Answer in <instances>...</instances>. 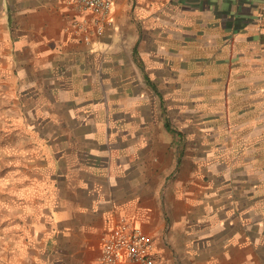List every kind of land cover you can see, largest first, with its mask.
Wrapping results in <instances>:
<instances>
[{
	"label": "crops",
	"instance_id": "obj_1",
	"mask_svg": "<svg viewBox=\"0 0 264 264\" xmlns=\"http://www.w3.org/2000/svg\"><path fill=\"white\" fill-rule=\"evenodd\" d=\"M76 15L73 0H0V113L20 117L19 87L24 81L38 97L61 92L71 103L67 121L62 115L56 123L45 119V125H57L68 137L60 141V153L52 152V140L44 141L45 151L35 156L40 165L33 170L40 182L20 189L24 199L13 198L19 215L14 209L3 228V264H97L103 236L123 216L157 236V264H264V221H255L253 212L258 205L253 202L246 217L233 201L210 202L218 191L214 176L222 179L220 190L229 198L245 184L232 180L236 171L257 179L248 194L260 193L264 120L211 123L224 137L211 141L205 154L210 169L202 174L193 170L188 190L175 191L167 214L163 205V218L154 200L138 202L137 195L123 188L132 153L115 154L110 134L102 138L101 132L128 123H118L123 113L116 106L106 107L108 116L102 120L100 101L95 102V92L101 95L103 63L138 66L144 80L152 83L147 67L156 64L154 60L173 66L179 79L188 76L193 81L197 76L196 81L225 85L229 99L248 97L249 81L259 77L237 73L246 66H261L264 0H115L105 33L92 34L90 45L72 32ZM148 49H155L156 57H150ZM49 81L61 84L49 87ZM78 96L83 102L74 100ZM260 104L243 109L244 117L259 112ZM12 120L8 128L14 132L20 123L15 124L14 116ZM80 130L90 131L84 137L92 146L88 151L81 149ZM32 186L39 197L43 194L38 203L43 214L38 217L30 213L32 194L25 195ZM163 219L167 227L162 231Z\"/></svg>",
	"mask_w": 264,
	"mask_h": 264
},
{
	"label": "rangeland",
	"instance_id": "obj_2",
	"mask_svg": "<svg viewBox=\"0 0 264 264\" xmlns=\"http://www.w3.org/2000/svg\"><path fill=\"white\" fill-rule=\"evenodd\" d=\"M149 46L153 47V44ZM147 52L150 57H156L155 49H148ZM154 61L156 64L147 67V73L151 77L153 86L144 80L145 77L143 78L138 66L108 67L103 63L101 95L98 98L95 92V102L100 101L102 120H106L108 116L104 115L105 108L116 106L117 111L123 113L117 116L118 123H128L115 131L114 129L100 131L102 138L110 134L114 143L111 150L115 154L128 156L130 152L132 153L133 161L128 168L130 173L121 181L126 193L131 192L137 195L138 202L148 203L154 200L160 206L161 216L165 218L162 212L163 205H165L167 214V203L171 205L175 191H180V187L188 190L192 181L189 177L193 170H199L202 174L206 172V169H210L205 161V154L210 150L211 141H220V138L224 137L221 136L223 131L215 130L211 123L264 120V53L261 55V66H246L237 73L254 72L259 77L254 83L249 81L247 89L251 91L250 95L241 99L238 97L229 99L228 94L223 92L225 85L215 86L214 83L196 81L197 76L193 77V81H188V76L179 79L175 75L173 66L159 65L157 60ZM44 75L48 77L47 74ZM47 84L50 87L61 83L49 81ZM30 86L31 83L27 81L20 83V117L10 112L7 114L1 111L0 113V264H3L4 259L1 252L4 225L6 221L12 219L14 209H16L17 216L19 215L18 205L14 207L13 198L15 197L16 201L19 198L24 199L20 189L25 185H35L40 182L33 172L40 165V161L35 156L45 151L44 141L50 142L51 140L54 144L52 152L60 153L62 150L60 141L68 137L67 131L62 132L56 129L57 125H45V119L47 117L56 123L61 121L62 115L67 121L71 104L69 97L61 92L53 93V97L50 93L49 98L41 97L42 93H40L41 96L38 97L34 90H28ZM94 90H97L96 84ZM31 91L35 94L30 93ZM89 93L92 94V87ZM74 100L83 102L80 96L75 97ZM256 103H261L260 111L255 112L254 110V114L244 117L243 109L249 111V108L254 107ZM48 109L55 111L49 113L46 111ZM13 116L15 124L20 123V128H15L14 132L12 128H8V124L14 122ZM18 119L20 122L16 121ZM166 122L173 131L181 135V138L166 129ZM40 125H44L41 132L46 138L38 132V129L42 128ZM86 132L90 131L80 130L78 132L82 139L81 149L83 151H88L92 147L84 141ZM93 148L98 150L100 147L95 145ZM18 156H21V159ZM235 164L236 162L233 163L234 167ZM14 168L17 170L15 173ZM217 169L216 167L215 170ZM20 175L25 178L23 182L18 180ZM236 175L237 177L232 180L243 181L245 184L238 185L231 198L220 190L222 179L217 176L211 178L214 189L218 188L216 189L218 191L217 196L211 198L210 202L219 204L233 201L235 207L238 204L239 208L244 209L246 217L248 212H252L253 202H255L258 207L253 211L255 212L254 219L264 221V177L260 179V193L252 197L248 192L252 190L253 183L256 184L257 179L244 178L242 171H236ZM33 187L25 195L32 194V198L29 196L30 213L38 217L43 214L38 205V203L41 204L43 194L39 197ZM185 189L183 193L187 192ZM14 190H16V196H14ZM204 192L205 190H203V195ZM212 192L214 193L213 190ZM166 227L164 220L162 231ZM255 230L251 229V231ZM153 237L156 245L157 236ZM262 256L264 260V252Z\"/></svg>",
	"mask_w": 264,
	"mask_h": 264
},
{
	"label": "built area",
	"instance_id": "obj_3",
	"mask_svg": "<svg viewBox=\"0 0 264 264\" xmlns=\"http://www.w3.org/2000/svg\"><path fill=\"white\" fill-rule=\"evenodd\" d=\"M77 12L72 32L90 45L92 34L102 36L109 24L115 0H73ZM90 13L91 16L86 14ZM103 249L97 264H157L155 239L130 217L123 216L102 238Z\"/></svg>",
	"mask_w": 264,
	"mask_h": 264
},
{
	"label": "trees",
	"instance_id": "obj_4",
	"mask_svg": "<svg viewBox=\"0 0 264 264\" xmlns=\"http://www.w3.org/2000/svg\"><path fill=\"white\" fill-rule=\"evenodd\" d=\"M149 82H150V84L153 86V83H151L150 80L148 81V83H149ZM154 87H155V85H154ZM40 127H42V128H39V129H38V132L40 133V135H41L43 138H46L45 135L43 134V132H41V130L44 128V125H40ZM165 127H166V129H167L169 132H172V133H174L175 135H177L179 138H181V135H180L179 133L173 131V130L170 128V125H169L168 122L165 123ZM47 138H48V137H47Z\"/></svg>",
	"mask_w": 264,
	"mask_h": 264
}]
</instances>
